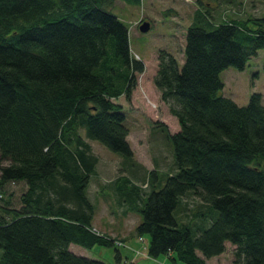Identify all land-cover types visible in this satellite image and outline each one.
<instances>
[{
    "label": "trees",
    "instance_id": "16d2710c",
    "mask_svg": "<svg viewBox=\"0 0 264 264\" xmlns=\"http://www.w3.org/2000/svg\"><path fill=\"white\" fill-rule=\"evenodd\" d=\"M113 4L0 0L1 199L9 203L4 186L10 182L27 186L20 207H0L7 214L0 217V264H105L75 253L70 243L115 244L92 230L95 209L86 189L98 158L87 138L131 164L127 113L114 99L130 97L145 67L131 52L128 26ZM197 4L183 63L162 48L154 77L180 125L171 132L159 124L173 146L176 169L163 183L149 170L147 189L129 188L124 178L120 196L146 197L135 230L151 257L207 264L205 257L223 252L228 240L236 245L235 264H264L263 94L254 91L240 105L220 93L222 70L243 69L264 48V14H223L218 22L213 6ZM192 195L201 199L196 216L202 203L218 210L208 225L195 222L196 230L175 217L181 197ZM115 257L121 260L118 247Z\"/></svg>",
    "mask_w": 264,
    "mask_h": 264
},
{
    "label": "rangeland",
    "instance_id": "374dc122",
    "mask_svg": "<svg viewBox=\"0 0 264 264\" xmlns=\"http://www.w3.org/2000/svg\"><path fill=\"white\" fill-rule=\"evenodd\" d=\"M206 2L213 6V20L218 22L221 21L223 14L228 18L236 19L264 14V0H206ZM198 6L197 0H141L139 2L114 0L111 10L128 26L131 52L140 55L145 67L142 72L137 74V83L132 89L130 97L122 94L114 99L122 104L123 110L127 113V123L130 129L127 138L133 149V158L128 159L131 160V164H126V158L122 153L110 150L100 141H91L93 152L98 158L96 168L98 173L90 178L88 190H86L95 209L94 227L106 238L113 239L117 245L97 243L92 247H85L73 242L72 249L75 253L99 258L105 264H125V256L131 259L132 252L124 246L128 243L126 239L130 237L140 239L133 227L136 228V222L141 219L137 208L142 206L146 197L143 195L136 197L132 194L129 197L120 196L121 188L116 187L124 182V178H128L132 185L137 186L128 183L129 188L141 186L147 189L150 187L147 179L141 178V173H144L141 166L147 171L155 169L162 183L166 175L176 169L171 165L174 161L173 146L170 141L168 146L167 137L164 136V141L158 138L159 131L157 129L161 128L159 124L163 123L170 131L174 132L179 130L180 125L178 118L170 112L167 103L162 100L160 90L154 83V77L158 69L159 50L162 48L175 54L180 64L183 63L186 31ZM142 20L150 21L151 27L147 31L139 29L138 24ZM221 79L224 86L220 93L231 97L238 104H247L250 94L254 91L261 92L264 101V48H259L243 69L235 66L223 69ZM3 163H7V160H4ZM124 164L135 167L138 176H132L128 171L129 168L124 167ZM121 173L124 176L119 181L113 182L112 179ZM141 180L143 181L140 182ZM25 190L24 181L10 182L4 186L5 197L9 203L0 199V207H20L21 195ZM95 194H97V198L94 196ZM181 200L175 210V217L180 226L189 224L196 230V227H199L197 225L204 223L206 226L218 215V210L212 205L205 206V203L204 205L202 203L204 210L200 217L196 216L195 212L201 211L198 205L201 203V199L196 195L186 197V200L181 197ZM183 200L186 201L187 207L181 206ZM128 207V213L122 215V211L124 209L126 211ZM102 218L105 221H102ZM195 222L198 224L196 225ZM144 243V247L137 248L136 252H141L143 248L145 250L147 241ZM235 246L234 243L227 240L223 252L205 257L207 264H235ZM116 247L120 249L121 255L124 257L122 261L115 257ZM2 253L3 249L0 247V259ZM147 259L142 261V264H187L179 259L173 260L168 254Z\"/></svg>",
    "mask_w": 264,
    "mask_h": 264
},
{
    "label": "crops",
    "instance_id": "0c3cea01",
    "mask_svg": "<svg viewBox=\"0 0 264 264\" xmlns=\"http://www.w3.org/2000/svg\"><path fill=\"white\" fill-rule=\"evenodd\" d=\"M170 130V129H169ZM157 131H159V136H158V138L160 139V140H165V138H164V136H165V133H164V131L161 129V128H158L157 129ZM177 131V130H176ZM81 132H82V134H84V131L83 130H81ZM171 132H173V131H171ZM175 132V131H174ZM166 137V136H165ZM87 140L89 141V143H91V141H95V140H91V139H88L87 138ZM167 140V139H166ZM156 141H158V139H156ZM168 141V146H169V140H167ZM91 145H92V143H91ZM174 159V158H173ZM174 162V161H173ZM172 162V163H173ZM135 165H136V162H135ZM97 166H98V162H97V164H96V167L95 168H97ZM96 170V169H95ZM128 170H131V172L132 173H135V174H137L136 172V169H135V167H133V166H131V167H129V169ZM141 170H144V173H141V178L144 180V175L146 174V173H148V171L147 170H145V169H143V167L141 166ZM95 173H98L97 171L95 172ZM171 173V172H170ZM118 178H119V175L118 176H116V178H114V179H112V181L114 182H117V181H119L118 180ZM106 180V179H105ZM143 180H141V181H143ZM109 181H111V180H109ZM25 183V182H24ZM25 187H26V189H27V186H26V183H25ZM116 188H121V183L118 185V187H116ZM99 189H100V187H99ZM87 190H88V187H87ZM116 190H118V189H116ZM89 192V191H88ZM121 195V194H120ZM96 198H97V194H95L94 195ZM124 196V195H123ZM126 196V195H125ZM89 197V196H88ZM90 199V198H89ZM128 209H129V207L127 208V210L125 211V209L122 211V215H125V214H127L128 213ZM3 215H5L4 214V212H3V210L2 209H0V217L1 216H3ZM94 216H95V214H94ZM94 216H93V218H92V224H94L95 223V221H94ZM127 218V217H126ZM104 219L102 218V221H103ZM105 221V220H104ZM140 220L138 219V221L136 222V224L139 222ZM136 224H135V226H136ZM133 229L135 230V227H133ZM129 236H131V235H129ZM128 236V237H129ZM136 239V240H135ZM128 240V241H127ZM126 241L128 242L127 243V245H126V247H128L132 252H131V259H129L127 256H125V258H126V260L127 261H133V262H135L136 264H142V261H146V259L147 258H149V259H153V257H151V256H149L148 255V252H147V247H148V244H147V246L145 247V250H144V248L142 249V251L141 252H136V249L137 248H142V247H144V241H142V240H138V237H130V238H128V239H126ZM70 249L73 251V249H72V243H70ZM79 249H81L82 251L84 250L83 248H79ZM77 254H82V253H77ZM144 254V255H143ZM140 255H142V256H140ZM85 256H87V255H85ZM87 257H90V256H87ZM123 256L121 255V261L123 260ZM149 259H147V260H149Z\"/></svg>",
    "mask_w": 264,
    "mask_h": 264
},
{
    "label": "water",
    "instance_id": "95a60500",
    "mask_svg": "<svg viewBox=\"0 0 264 264\" xmlns=\"http://www.w3.org/2000/svg\"><path fill=\"white\" fill-rule=\"evenodd\" d=\"M150 21L149 20H144L139 24V29L141 31H147L150 28Z\"/></svg>",
    "mask_w": 264,
    "mask_h": 264
},
{
    "label": "built area",
    "instance_id": "2783aa9c",
    "mask_svg": "<svg viewBox=\"0 0 264 264\" xmlns=\"http://www.w3.org/2000/svg\"><path fill=\"white\" fill-rule=\"evenodd\" d=\"M0 197H1V194H0ZM92 230H93L94 232H96L97 234H99V235H101V236H103V237H106L102 232L98 231L94 226L92 227ZM140 239H143V237L140 236ZM118 243H121V242H118Z\"/></svg>",
    "mask_w": 264,
    "mask_h": 264
}]
</instances>
